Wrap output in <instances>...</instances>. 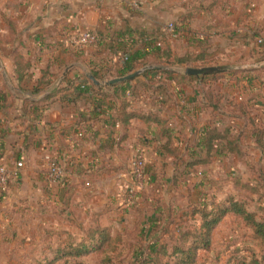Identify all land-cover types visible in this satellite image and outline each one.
<instances>
[{"label":"crops","instance_id":"0c3cea01","mask_svg":"<svg viewBox=\"0 0 264 264\" xmlns=\"http://www.w3.org/2000/svg\"><path fill=\"white\" fill-rule=\"evenodd\" d=\"M178 2L181 1L0 0V164L14 172L16 163L24 161L19 176L12 178L4 190L0 189V234L4 232L10 237L19 219L24 220V237H58L61 231L79 236L82 224L76 215L79 210L89 214L85 226L90 225L94 213L104 210L111 211L108 215L113 225L120 223L111 218L116 210L121 212H115L116 218L124 216L122 220L128 226L136 224L143 209L153 218L158 210H163L166 218L190 217L196 204L171 201L180 192V182H187V175L174 185L184 167L180 165L182 162L176 167L174 156L159 151L160 128L156 124L133 120L128 138L118 144L125 131L112 122L119 107L113 99L98 100L91 93L77 98L60 95L39 118L28 116L25 110L26 100L40 101L71 80L91 81L94 68L100 76L108 78H95L101 83L120 79L118 75L125 67L123 52H150L151 41L167 39L166 25L179 24L178 19L186 14H192L193 18L181 25V36L174 41L166 40L165 45L179 56L213 54L209 56L215 59L211 67H221L223 73L216 81L205 79V87L203 75H193L190 83L180 85L172 78L167 93L157 97L143 94L141 99L132 101L130 110L161 113L169 121L172 147L182 161L204 155L200 141L205 131L214 126L221 131L232 128L241 136L244 157L250 154L244 148L245 141L260 149L254 142L253 130L259 122L264 125V78L259 77L264 75V46L256 44L250 35L259 30L264 36V0ZM9 21L20 34L15 40L10 37ZM77 27L96 32L99 43L77 49L74 45ZM16 49L31 65L23 88L31 89L44 78L49 83L41 86L44 90L40 94L21 90L16 77ZM168 68L186 75L191 67ZM136 78L135 83L144 81L141 75ZM210 87L220 101L217 110L205 95ZM120 93L131 99L129 93ZM69 98L72 101L65 102ZM240 102L244 103L242 110ZM23 114L27 116L22 118ZM224 119L229 123L224 124ZM35 131L38 132L34 142L29 145L25 134ZM219 149L218 156L241 161L228 155L224 147ZM140 150L146 153L154 180L152 183L145 175L152 187L141 191L135 203L127 207V202H119L120 188L129 182L130 162ZM48 154L59 159L70 183L77 186L68 206L64 199L67 180L55 184L48 180L44 159ZM114 168L124 170L114 173L111 171ZM90 175L93 181L84 184L83 179Z\"/></svg>","mask_w":264,"mask_h":264},{"label":"trees","instance_id":"16d2710c","mask_svg":"<svg viewBox=\"0 0 264 264\" xmlns=\"http://www.w3.org/2000/svg\"><path fill=\"white\" fill-rule=\"evenodd\" d=\"M192 18V14H186L184 17L178 19L179 24L174 22L176 24V31L181 34L183 31V26L181 25H184ZM8 28L12 40L20 37L17 27L13 22H8ZM250 37L253 38L257 44V41L264 36H262L261 31L256 30L250 35ZM20 44H22V42ZM151 44L152 49L147 53H143L142 51H134L131 53L129 50L123 52L122 57L127 56L128 61L125 63L122 73L118 75L119 78H121L129 73L137 72L148 65L155 66L154 68L146 70L141 75L144 81L135 83L138 79L135 78L130 81L119 82L107 87H102L96 86L89 79H86L85 82L82 83L79 82L78 79L71 80L67 86H59L40 101L26 100V114L28 116L39 118L42 111L47 110L54 102L53 100L60 95H70L77 98L84 94L91 93L94 95L95 99L98 100L108 98L113 99L118 103L119 107L113 114L112 122L121 125L125 131V133L119 137L118 144H121L126 138H128V130L131 127V122L133 120L141 119L144 123L156 124L160 128L159 135L161 139L159 140L160 143L158 145L159 151L174 156L176 159V167H179L180 165L184 167V170L182 171L178 172V170H176L178 172V178L174 180V185H178L179 181L182 180L185 175L189 176L190 173H192L195 176L200 174V176L205 179V185H208L209 189L218 188V190H221L222 187L219 186L220 183L217 180L204 175V171L216 161L220 146L226 149L228 155L236 156L243 161L244 154L240 144L241 136L238 135V133H235L232 128H226L224 131H221L216 126L209 127L205 131L203 139L200 141V147L204 152V155L196 157L190 161H182L178 155L177 149L172 147L173 132L169 125V121L165 119L161 113H145L130 110V108H132V101L141 99L143 94H151L152 97H157L156 95H159L160 93H167L169 90V82L172 78L178 85L190 83L192 76L178 73L173 69L168 68V66H184L195 69H198L199 67H211L215 59L209 58V56H212L213 54L203 52L195 55L186 54L184 56H179L176 55L168 45H165V42L163 41H151ZM158 44H161V46ZM94 46H96V44L90 47ZM14 57L16 64V77L18 78L21 90L30 91L33 94H40L44 90L41 89V86L49 85V83L46 82L44 78L37 83V86L31 89H24L23 84L31 65L18 49L14 51ZM238 72L242 71H234L233 73ZM222 73L223 72L203 74L204 87L205 79L211 78L213 81H216ZM93 75L99 80H105V78L108 79L107 77L100 76L95 68L93 69ZM130 84L132 85V88H129ZM105 90H112L116 93L109 95L104 93ZM121 91L129 93L131 99L124 98L120 93ZM205 95L207 99H209L211 107L214 110H217L220 101L215 99L216 96L211 87L205 92ZM71 101V98L65 99V102L70 103ZM243 104V102H240L238 105L241 110ZM27 115L23 114L22 118H25ZM37 132L38 131H35L30 135L25 134V142L32 145ZM253 137L256 146L264 151V125L260 122L253 130ZM164 140L165 142L163 143ZM180 162L182 163L179 165ZM122 170L124 169H111L114 173H118ZM144 170L146 176H148L153 183L154 176L148 170L147 161ZM128 171L131 172L130 169ZM65 172L67 171L65 170ZM63 180L64 182L67 180L66 189L64 190V199L65 204L68 206L77 186L70 183V178H68L67 173ZM92 181L93 175H90L89 178L83 179L84 184L87 182L91 184ZM244 189L251 197L259 195L260 193V190L257 187L245 186ZM247 201L248 200L243 199L242 197L232 195L228 196L227 199L219 200L217 193H214L212 196L208 195L200 203L193 206L190 212V217L187 220H184L182 217L173 218L172 216L166 218L163 210L156 211L155 217L153 218V216L147 214L148 211L143 209L140 212L139 220L135 224V229L126 232H121V230L115 228L108 215L111 211L104 210L93 214L90 221L91 223L88 227H85V225L82 224L79 226V236L74 235L71 231H61L57 233L58 239L56 241L51 239L52 241H50L44 249L48 251L55 250L56 258L61 256L77 258L97 249V247L93 249L88 246L92 243H97L99 244L98 248L103 250V254L106 252V260L111 262L114 260L115 252L118 251V247L123 241L122 237H170L172 240V246H170L171 249L167 243L164 242L163 244L160 239L156 240V242L150 241V246L146 249V252L139 253V260L142 261L141 263L212 264L213 261L209 255L212 252L211 246L215 231L225 218L228 216H234L239 220H242L245 226L252 231L253 238L261 246V255L251 250L247 255L239 256L242 252L238 249L237 252H234L236 254H233L226 264H264V218L259 216L256 212L249 211ZM75 237L84 238H82V240H77ZM193 239L194 241L187 246ZM200 250L206 252L208 256L205 258L199 257L198 254ZM237 255L239 257H237ZM218 257L220 258L219 255ZM214 264H217V261H215Z\"/></svg>","mask_w":264,"mask_h":264},{"label":"rangeland","instance_id":"374dc122","mask_svg":"<svg viewBox=\"0 0 264 264\" xmlns=\"http://www.w3.org/2000/svg\"><path fill=\"white\" fill-rule=\"evenodd\" d=\"M180 1L181 2H178L179 4L186 3V0ZM166 4H168V1ZM85 30L78 28L74 34V45L78 47H76L77 49L85 48L77 44V33ZM165 38L169 41L178 39L169 38L167 33ZM166 40L162 38L153 41L165 42ZM90 46L92 45H88L86 48ZM259 77L264 78V75ZM223 121L224 124L229 123L227 119ZM244 148L250 154H247L243 161H238L234 158H226L221 154L218 156L216 163L204 171V175L220 183L219 186L222 187L221 190H218V188L209 189V186L205 185V179L202 178L200 174L195 176L190 173V175L187 176V182L179 181L181 185L179 189L180 192L175 194V198H171V201L177 199L176 202L180 205H185L189 202L198 204L205 197L208 195L212 196L214 193H217L219 200L227 199L228 196L232 195L248 200V210L256 212L259 216L264 218V151L252 146L248 141H245ZM254 148L256 149L254 150ZM140 151L139 156L141 154L144 160L146 158V153L144 150ZM137 155L138 153L135 154V157L130 162V168L134 172L133 174H128L129 182H126L123 188H120L122 194L119 197V202L121 203V201L126 200L127 207L135 203L141 191L149 190L152 187V183L145 178L146 174L144 168L142 170L146 162L141 166ZM61 167L65 171L62 165ZM137 169L139 172H135ZM245 186L259 188V195H254L253 197L249 196L244 189ZM128 187L132 188L134 191L135 196L133 199H129L128 197ZM170 197H172V195ZM78 212L79 213L76 215L80 217L82 225H85L84 223H87L89 214H86L82 210ZM115 212L118 214L121 213L118 210ZM115 212L111 214V218L118 219L121 223L114 225L115 228L121 230V232L135 229V225L133 226V224H131L128 226V224L123 222L122 219H124V216H117L116 218ZM123 223L125 224L122 225ZM24 230V220L17 219L16 231L13 232L10 237L4 232L0 234V264H142V261L139 260V253L146 252V249L150 246V241L156 242V240L160 239L163 244L164 242L167 243L170 249V246H172L170 237H122L123 241L118 247V251L115 252L114 260L111 262L106 260V252L103 254V250L98 248L99 244L97 243L88 245L93 249L97 247V249L77 258L67 256L56 258L55 250L48 251L45 250L44 247L50 241H56L58 239L57 237H24ZM253 237L252 231L245 226L242 220L234 216H228L215 231L211 246L212 252L209 255L213 261L212 264H214L215 261H217V264H226L230 257L236 254L234 252H237L238 249L242 252L239 256L247 255L251 250L261 255V246ZM82 238L84 237H75L77 240H82ZM192 241H194V239L191 240L187 246H189ZM198 255L204 258L208 256L206 252L202 250L199 251ZM239 256L237 255V257Z\"/></svg>","mask_w":264,"mask_h":264},{"label":"built area","instance_id":"2783aa9c","mask_svg":"<svg viewBox=\"0 0 264 264\" xmlns=\"http://www.w3.org/2000/svg\"><path fill=\"white\" fill-rule=\"evenodd\" d=\"M111 2H118L119 0H107ZM165 32L167 33L168 37L171 39L179 38L180 32L176 31V24L175 23H169L165 29ZM78 35V45H82V47H86L88 45H94L99 42V36L96 32L91 30H85L77 33ZM257 44L259 46H264V37L259 39L257 41ZM161 46V44H158ZM122 60L124 63L128 61L127 56H123ZM83 136V135H80ZM141 152V151H139ZM138 152V158H139V164L144 165L146 162V158L143 160V157L139 156ZM45 163H46V170H47V177L50 183H60L65 175L66 172L62 169L59 159L56 156H53L51 154H48L45 156ZM24 167V161L21 159L19 162L16 163V170L13 172L11 171L5 164H0V189L4 190L10 183V180L12 178H17L19 176V171ZM144 167H142L143 170ZM134 171L131 169V174H133ZM135 172H139L137 169ZM89 186V184H87ZM128 190V197L129 199L134 198V191L132 188H127ZM124 203L127 202L126 200L123 201Z\"/></svg>","mask_w":264,"mask_h":264},{"label":"water","instance_id":"95a60500","mask_svg":"<svg viewBox=\"0 0 264 264\" xmlns=\"http://www.w3.org/2000/svg\"><path fill=\"white\" fill-rule=\"evenodd\" d=\"M150 69V67H145L139 71H137L136 73H133L129 76H126V77H123V78H120V79H115V80H112V81H109V82H106V83H101L99 81H97L95 79V77L93 76H90V79L91 81H93V83L95 85H112V84H115V83H119V82H126V81H130L140 75H142L146 70ZM224 70L223 68L221 67H208V68H199V69H195V68H189L186 70V75H203V74H210V73H216V72H220ZM63 79L62 78L60 81H59V84L63 82Z\"/></svg>","mask_w":264,"mask_h":264}]
</instances>
